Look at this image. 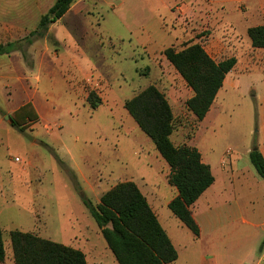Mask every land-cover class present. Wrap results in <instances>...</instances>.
I'll return each mask as SVG.
<instances>
[{"label":"rangeland","instance_id":"obj_1","mask_svg":"<svg viewBox=\"0 0 264 264\" xmlns=\"http://www.w3.org/2000/svg\"><path fill=\"white\" fill-rule=\"evenodd\" d=\"M104 14L103 19L95 14L85 15L84 19L73 17L76 27L72 36L57 35L42 28L34 44L26 46L28 59L17 52L9 62V76L6 83L3 81L0 93V224L7 251L4 264H15L10 239V233L15 230L79 249L86 255L88 264H118L80 192L97 205L104 192L118 182L134 180L153 206L164 205L171 198L174 188L166 183L170 174L168 164L124 107V101L134 94L152 85L164 93L174 114L173 143L193 145L198 121L186 105L193 91L173 66L160 58L148 65L149 70L145 61L136 65L126 61L115 64L111 56L112 43L97 32L119 30L120 25L108 12ZM21 36L9 35V41L23 42L29 35ZM100 40L111 54L107 56L103 49L105 61L124 73L120 83H116L122 89L115 88L114 101L92 110L84 99H74L71 105L57 108L43 119L39 117L25 131L12 127L11 121L5 120L6 115L27 104L40 90L34 62L37 55L44 57L46 53L47 57L61 58L74 52L75 43L84 48V42L90 45ZM241 52L238 70L229 79L242 75L246 97L228 100L233 109L227 110L215 132L208 130L204 136L207 144L204 157H214L216 161L240 157L254 172L249 149L256 146L257 127L248 122L253 98L247 86L254 81V89L263 90L264 65L251 64L249 67L244 59L248 49L245 47ZM246 68L257 70L249 73ZM249 74H256L257 78H248ZM46 125L51 128V134L44 130ZM16 157L21 161L15 162ZM214 170L220 185L225 177L217 167ZM143 175L158 187L144 185ZM258 179L264 185V179L260 176ZM249 183L264 187L251 177ZM162 210L171 213L167 206ZM201 222L207 234V219L203 217ZM182 227L178 259L173 264H198L203 251L202 235L195 238L188 228Z\"/></svg>","mask_w":264,"mask_h":264},{"label":"crops","instance_id":"obj_2","mask_svg":"<svg viewBox=\"0 0 264 264\" xmlns=\"http://www.w3.org/2000/svg\"><path fill=\"white\" fill-rule=\"evenodd\" d=\"M56 1L0 0V45L17 42L9 41V35L39 34L42 17ZM105 11L120 25L119 30L106 29L102 34L97 32L98 36L112 43V55L106 51L108 48L101 40L90 45L84 42V48L75 43L74 52L66 53L61 58L47 57L46 53L44 57L37 55L34 62L40 90L33 98L30 97L28 103L43 119L57 108L71 105L76 99L88 102L90 92H95L102 100L99 108L114 101L115 88L122 89L116 83H120L124 73L105 61L103 49L107 56L114 57L115 64L126 61L136 65L139 61H145L147 70L148 65L156 63L158 58L169 63L163 52L170 47L181 49L186 45L201 44L216 61L235 58L237 63L234 69L227 75L205 119L198 122L193 138L192 146L200 151L203 162L211 167L215 177L214 184L192 207L194 218L201 224L204 240L198 264H264V187L249 183L251 177L255 183L264 186L258 179L256 169L251 171L240 157H230L229 160L224 157L217 161L214 157H204L207 149L204 136L208 130L215 132L227 110L233 109L228 100L246 97L241 84L242 75L229 79L238 70L242 49H248L244 59L249 67L251 64L264 65V49L253 48L248 36L250 28L264 25V0H76L59 21L45 29L57 35L72 36L76 27L73 17L84 19L85 15L95 14L103 19ZM17 52L20 51L0 55V93L3 81L6 83L9 76V62L17 56ZM256 70L246 68L245 71L251 73ZM247 76L257 78L256 74ZM254 85L252 81L247 86L253 98L248 122L257 127L256 146L264 157V88L256 91ZM48 128V125L44 126V130L51 134V128ZM214 167L225 177L220 185ZM142 180L144 185L158 187L145 175ZM166 183L171 186L167 177ZM136 184L141 190L140 184ZM173 190L171 198L164 205L153 206L148 202L178 250L183 224L172 212L162 210L177 196V190ZM203 217L207 219V234L201 222Z\"/></svg>","mask_w":264,"mask_h":264},{"label":"trees","instance_id":"obj_3","mask_svg":"<svg viewBox=\"0 0 264 264\" xmlns=\"http://www.w3.org/2000/svg\"><path fill=\"white\" fill-rule=\"evenodd\" d=\"M76 0H57L42 17L40 27L46 28L59 21ZM39 34L32 33L23 42L0 45V55L22 52L28 59L26 46H31ZM252 46L264 49V25L248 30ZM165 58L193 91L187 101L188 110L198 122H202L222 89L227 75L237 60L212 59L201 44L186 45L181 49L170 47L163 52ZM92 110L102 104L95 92L88 99ZM139 128L154 143L162 159L168 164L169 184L177 190V196L168 204L173 215L188 228L195 238L201 228L194 218L192 207L214 184L215 177L200 151L193 146H176L171 137L174 132L172 107L157 87L149 86L124 105ZM11 126L25 131L35 123L39 115L31 103L10 114ZM251 164L264 179V157L255 146L249 153ZM83 203L99 227L108 248L118 264H173L178 252L147 197L134 182H122L105 192L99 204L94 205L81 191ZM0 224V263L7 260V251ZM12 260L15 264H88L86 255L72 246L23 231L10 233Z\"/></svg>","mask_w":264,"mask_h":264},{"label":"water","instance_id":"obj_4","mask_svg":"<svg viewBox=\"0 0 264 264\" xmlns=\"http://www.w3.org/2000/svg\"><path fill=\"white\" fill-rule=\"evenodd\" d=\"M5 120H7V121H11V122H12V118H11L10 115H6V116H5Z\"/></svg>","mask_w":264,"mask_h":264},{"label":"built area","instance_id":"obj_5","mask_svg":"<svg viewBox=\"0 0 264 264\" xmlns=\"http://www.w3.org/2000/svg\"><path fill=\"white\" fill-rule=\"evenodd\" d=\"M20 161H21V159L19 157L15 158V162H20Z\"/></svg>","mask_w":264,"mask_h":264}]
</instances>
